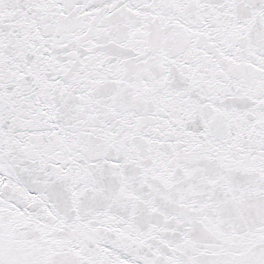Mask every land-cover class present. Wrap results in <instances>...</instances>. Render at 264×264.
Here are the masks:
<instances>
[{
    "label": "snow or ice",
    "instance_id": "obj_1",
    "mask_svg": "<svg viewBox=\"0 0 264 264\" xmlns=\"http://www.w3.org/2000/svg\"><path fill=\"white\" fill-rule=\"evenodd\" d=\"M0 264H264V0H0Z\"/></svg>",
    "mask_w": 264,
    "mask_h": 264
}]
</instances>
